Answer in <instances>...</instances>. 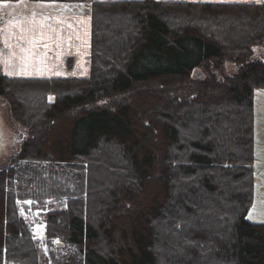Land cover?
Instances as JSON below:
<instances>
[{
	"label": "trees",
	"instance_id": "trees-1",
	"mask_svg": "<svg viewBox=\"0 0 264 264\" xmlns=\"http://www.w3.org/2000/svg\"><path fill=\"white\" fill-rule=\"evenodd\" d=\"M89 15L85 77L0 73L23 136L0 169V264H264L246 218L264 0Z\"/></svg>",
	"mask_w": 264,
	"mask_h": 264
},
{
	"label": "rangeland",
	"instance_id": "rangeland-1",
	"mask_svg": "<svg viewBox=\"0 0 264 264\" xmlns=\"http://www.w3.org/2000/svg\"><path fill=\"white\" fill-rule=\"evenodd\" d=\"M113 1V0H112ZM92 0H65V2H35L29 0H5L0 1V21L1 26L7 27L9 24H16V27L19 31L26 32L29 34L40 33L43 28L44 22L49 27L56 26V29H60V33L64 35V38H67V41H71L70 33H72V26H75L73 19L76 14L84 17L88 16L90 24V15L89 10L91 9ZM61 15L62 20H54L52 17H57ZM47 17V18H46ZM34 18L35 20L41 21L43 18L44 22L41 26L38 22L31 24L26 22ZM53 19V20H51ZM31 21V20H30ZM70 21V22H69ZM37 25V26H36ZM40 28H39V27ZM66 29H65V28ZM39 28V29H38ZM40 30V31H39ZM47 32L46 29H44ZM55 30V28H54ZM67 32H65V31ZM75 32V31H74ZM90 33V29H89ZM66 34V35H65ZM60 40H63L61 38ZM66 41V39H64ZM18 40L13 38L7 43L12 49L15 45L12 43ZM64 41V42H65ZM89 41V40H88ZM5 43V44H7ZM7 44V45H8ZM89 44V42H88ZM4 45V44H3ZM5 46V45H4ZM34 54L23 55V59L26 62L33 63L32 66L40 68V64L45 63V50L41 46H37L38 49H35L36 46H33ZM29 48V46H28ZM89 48V47H88ZM29 50H23L24 54H28ZM89 51V49H88ZM0 56L4 52H8L0 45ZM20 53V52H19ZM5 55V54H4ZM17 60L20 59L21 54L16 53ZM15 57V56H14ZM26 57H28L26 59ZM23 61V60H22ZM20 62L17 61L18 64ZM2 64L0 63V73L3 74ZM66 69L71 68V61L67 60L64 62ZM88 69V67H87ZM88 73V71H87ZM69 77L71 76L68 72ZM53 79V78H47ZM29 102L26 101L24 105ZM21 130L18 126L12 121L9 114L8 105L0 99V169L5 168L9 164V160L12 159V155L17 150L19 142L23 139H19ZM253 166H254V190H253V201L252 205L247 214V220L251 223H264V90L256 89L253 94ZM39 222V220H38ZM42 227L40 225L35 226V234L38 237H41Z\"/></svg>",
	"mask_w": 264,
	"mask_h": 264
},
{
	"label": "crops",
	"instance_id": "crops-1",
	"mask_svg": "<svg viewBox=\"0 0 264 264\" xmlns=\"http://www.w3.org/2000/svg\"><path fill=\"white\" fill-rule=\"evenodd\" d=\"M92 1H112V0H92ZM117 1V0H113ZM154 1H164V2H200V3H222V4H240V3H259L263 0H154ZM61 15H57V17H52L54 20H62ZM47 18V17H46ZM51 19V20H53ZM31 20V21H30ZM26 22H30L34 24L38 22L41 24L44 22L43 18L41 21L35 20L31 18ZM70 23H74L75 26H72V33H70L71 41H67V38H64V35L60 33V29L57 30L56 26H47L43 25V28L47 30L45 32L44 29H41L40 33L29 34L25 31H19L16 27V24H9L7 27L1 26L0 21V45L8 50V52H4L0 56V63L2 64L1 68L3 71V75L11 78H29V79H47V78H63L68 76V72L71 77L75 78H83L87 75V57H88V40H89V18L88 16H80L76 14L73 19H69ZM37 26V25H36ZM38 28V29H39ZM55 28V30H54ZM65 28V27H64ZM66 29V28H65ZM65 31V30H64ZM75 31V32H74ZM67 32V31H65ZM66 35V34H65ZM18 40L12 43L15 45L12 49L11 45L7 43L10 39ZM63 38V40H60ZM66 39V41L64 40ZM65 41V42H64ZM7 43V44H5ZM5 46H4V45ZM41 46L45 51V59L44 62L40 64V68H36L32 66L33 63L26 62L23 59V55L34 54V47L38 49L37 46ZM29 46V48H28ZM29 50L28 54H24L23 50ZM20 52V53H19ZM1 53V52H0ZM21 54V62L20 59L17 60V55ZM5 54V55H4ZM15 56V57H14ZM28 57H26L27 59ZM23 60V61H22ZM70 60L71 68L66 69L64 66V62ZM20 62V64L17 63ZM13 153L12 157L14 156ZM11 157V158H12ZM11 160V159H10ZM9 160V162H10ZM35 230V229H34Z\"/></svg>",
	"mask_w": 264,
	"mask_h": 264
},
{
	"label": "water",
	"instance_id": "water-1",
	"mask_svg": "<svg viewBox=\"0 0 264 264\" xmlns=\"http://www.w3.org/2000/svg\"><path fill=\"white\" fill-rule=\"evenodd\" d=\"M21 137H22V135L20 134V135H19V139H21Z\"/></svg>",
	"mask_w": 264,
	"mask_h": 264
},
{
	"label": "snow or ice",
	"instance_id": "snow-or-ice-1",
	"mask_svg": "<svg viewBox=\"0 0 264 264\" xmlns=\"http://www.w3.org/2000/svg\"><path fill=\"white\" fill-rule=\"evenodd\" d=\"M30 203V202H29Z\"/></svg>",
	"mask_w": 264,
	"mask_h": 264
}]
</instances>
